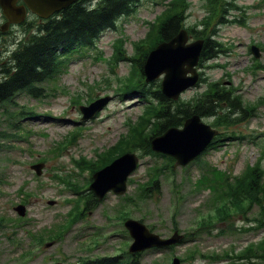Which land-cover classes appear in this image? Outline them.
<instances>
[{
  "label": "rangeland",
  "instance_id": "1",
  "mask_svg": "<svg viewBox=\"0 0 264 264\" xmlns=\"http://www.w3.org/2000/svg\"><path fill=\"white\" fill-rule=\"evenodd\" d=\"M170 2L139 0L134 11L118 18L114 29L101 34L94 46L68 55L52 78L36 85L40 88L36 96L22 91L0 103V264H78L85 258L118 257L132 242L123 227L128 219L141 221L160 238L174 232L186 237L168 249L145 251L142 264H172L173 259L179 264H225L214 262L210 255L233 248L238 252L263 238L264 228L243 231L259 217L257 206L228 218L230 208L228 217L217 213L222 205L219 188L198 190L195 184L204 168L229 177L242 176L250 164L262 163L264 168V0H236L239 10H226L221 24L212 22L208 33L215 31L221 52L201 68L198 65L197 84L173 101L190 100L213 86L218 93L238 98L240 109L249 107L250 115H232L243 120L221 127L218 132L229 137L210 145L199 156L200 163L172 169L166 164L170 157L132 152L138 166L127 178L124 195L108 193L101 201L90 196L87 184L103 169L97 166L101 157L113 151L124 155L116 146L129 133L127 122L146 117L148 107L155 105L137 93L125 95L131 90L125 91L124 85L139 78L140 54L150 43L146 39L151 25L161 21ZM185 2L183 29L198 25L196 29L203 30L207 0ZM42 21L30 14L26 23L11 27L9 35H0V60L5 62L15 43L34 34ZM3 24L0 17V27ZM188 40L194 39L189 35ZM253 47L259 49L257 57ZM119 49L123 58L114 65L111 60ZM156 62L154 68L159 69ZM161 80L157 77L146 86L156 91ZM103 100L94 117L82 120L81 107ZM200 121L212 128L213 118ZM73 133L77 135L69 143ZM36 163H43L39 176L31 169ZM157 177L151 197L138 199L143 186ZM80 198L89 199L88 208L77 223H70L69 214L81 204ZM17 205L24 206V217L14 211Z\"/></svg>",
  "mask_w": 264,
  "mask_h": 264
},
{
  "label": "trees",
  "instance_id": "2",
  "mask_svg": "<svg viewBox=\"0 0 264 264\" xmlns=\"http://www.w3.org/2000/svg\"><path fill=\"white\" fill-rule=\"evenodd\" d=\"M138 3L139 0H79L49 19L43 20L34 34L24 41L15 43V48L8 51L9 57L5 62L0 60V102L7 101L22 91H28L36 96L35 92L40 90L36 85L52 78L68 55L94 46L101 34L108 29H114L117 19L131 14ZM235 3L236 0H207L208 17L201 23L204 26L203 30L198 31L196 29L198 25H193L187 30L193 39L204 40L199 61L200 68L204 63L216 59L221 52V44L215 40V31L208 33L212 22L216 20L221 24L222 15L226 10L232 8L239 10V6ZM187 5L185 0H172L161 21L157 25H151V32L146 39L150 43L146 49L143 47L140 54V59L143 58L142 66L150 50L159 43L170 41L183 28ZM238 23L241 24L240 21ZM152 33L155 35L154 38L151 37ZM147 49H149L148 52H146ZM119 50L111 60L114 65H117L123 58L121 49ZM142 66L138 69L139 78L135 81H132V78L126 80L124 88L125 91L131 90L127 93L140 95L146 103H149L150 99V104L152 100L155 101V105L148 107L145 112L146 117H140L136 122H127L129 133L120 139L119 143L122 144L116 146V150L123 149L124 154L140 150L145 155L163 157L152 152L150 147L152 138L162 135L168 129L182 127L185 120L195 115L200 118L206 116L213 118L212 127L217 130L221 127L227 129L243 120L240 116L241 119H237L231 117L232 115H239V112L241 115H250L247 111L249 107L240 109L238 98L229 96V92L218 93L211 89L213 86L190 100L179 99L177 102L167 100L162 95L160 86L156 91L146 86ZM76 135V133L71 134L68 142L73 143ZM226 137L229 135L220 132L214 144ZM121 154H117L116 151L106 153L101 157L97 165L98 169L105 167ZM167 162L171 164L169 168H172L173 161L167 158L166 164ZM196 162L200 163L201 158H198ZM204 165L206 166L205 163ZM156 170L158 169L155 168L154 171ZM202 174L201 179L195 184V189L219 188L222 205L217 210L218 214L223 213L228 217L230 208L233 212L228 218H231L238 213L245 215L247 211L257 206L259 217L243 231L251 232L264 228V168L262 163L247 165L242 176L229 177L215 169L206 168ZM157 180L158 177L147 182V185L143 186V191H139L137 198L149 199L155 190ZM61 181L66 185H72L70 181L62 179ZM78 194L81 196L80 193ZM90 196L95 200L93 193H90ZM80 200L81 204L78 202L69 215L70 223L81 218L88 208L89 199L80 198ZM142 256L143 253L131 255L124 252L120 257L85 259L78 264H142ZM210 257L214 262L226 261L225 264H264V236L258 243L248 244L238 252L233 248L230 252L225 251L220 255L211 254Z\"/></svg>",
  "mask_w": 264,
  "mask_h": 264
},
{
  "label": "water",
  "instance_id": "3",
  "mask_svg": "<svg viewBox=\"0 0 264 264\" xmlns=\"http://www.w3.org/2000/svg\"><path fill=\"white\" fill-rule=\"evenodd\" d=\"M77 1L0 0L1 15L6 20L2 29L5 30L10 24L23 23L28 12L41 19H48L54 13L68 8ZM19 2L22 4L18 5ZM187 41L186 31L181 30L170 41L163 42L152 50L143 65L146 82L154 81L160 75H164L161 91L165 97L172 100H176L182 91L195 85L198 79L195 67L198 64L203 40L192 43H187ZM252 52L256 57L258 56V49L255 47L252 48ZM156 61L160 62L159 69L154 68ZM104 103L105 100L98 101L87 108H80L83 119L93 117ZM201 132H205V135L202 136ZM216 135L217 132L201 123L198 116H192L184 122L182 129H168L162 136L154 137L150 144L153 151L175 159L174 167L185 166L201 154ZM169 138H172L170 146L166 145ZM137 162L138 159L134 154L121 156L93 175L89 189L93 191L98 200L103 199L109 191L116 195L124 194L127 177L134 171ZM42 167V164H38L32 169L40 175ZM15 211L20 216L25 215V208L21 205L17 206ZM124 226L133 238V243L129 248L132 254L152 247H169L183 238L175 232L172 237L162 239L150 233L144 224L136 220H127ZM173 264H179V261L174 259Z\"/></svg>",
  "mask_w": 264,
  "mask_h": 264
},
{
  "label": "bare ground",
  "instance_id": "4",
  "mask_svg": "<svg viewBox=\"0 0 264 264\" xmlns=\"http://www.w3.org/2000/svg\"><path fill=\"white\" fill-rule=\"evenodd\" d=\"M153 97V96H152Z\"/></svg>",
  "mask_w": 264,
  "mask_h": 264
}]
</instances>
